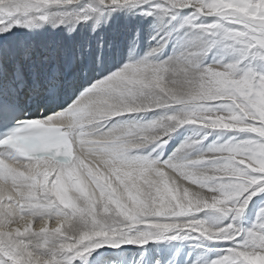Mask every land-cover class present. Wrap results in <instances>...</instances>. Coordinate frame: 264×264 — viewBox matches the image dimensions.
I'll list each match as a JSON object with an SVG mask.
<instances>
[{
  "label": "snow or ice",
  "instance_id": "1",
  "mask_svg": "<svg viewBox=\"0 0 264 264\" xmlns=\"http://www.w3.org/2000/svg\"><path fill=\"white\" fill-rule=\"evenodd\" d=\"M0 264H264V0H0Z\"/></svg>",
  "mask_w": 264,
  "mask_h": 264
},
{
  "label": "bare ground",
  "instance_id": "2",
  "mask_svg": "<svg viewBox=\"0 0 264 264\" xmlns=\"http://www.w3.org/2000/svg\"><path fill=\"white\" fill-rule=\"evenodd\" d=\"M52 226L55 227V224H53Z\"/></svg>",
  "mask_w": 264,
  "mask_h": 264
}]
</instances>
